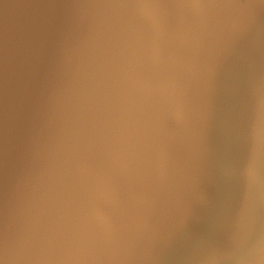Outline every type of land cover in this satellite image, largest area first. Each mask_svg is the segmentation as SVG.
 <instances>
[{
  "label": "clouds",
  "instance_id": "1",
  "mask_svg": "<svg viewBox=\"0 0 264 264\" xmlns=\"http://www.w3.org/2000/svg\"><path fill=\"white\" fill-rule=\"evenodd\" d=\"M0 12V264H264V0Z\"/></svg>",
  "mask_w": 264,
  "mask_h": 264
},
{
  "label": "water",
  "instance_id": "2",
  "mask_svg": "<svg viewBox=\"0 0 264 264\" xmlns=\"http://www.w3.org/2000/svg\"><path fill=\"white\" fill-rule=\"evenodd\" d=\"M37 2H43V0H37ZM0 22H2V12H0ZM23 119V113L18 110L10 117L11 122L6 127L2 74H0V175L3 173L6 162L9 166L12 163L14 146L23 130ZM220 148L222 151V145Z\"/></svg>",
  "mask_w": 264,
  "mask_h": 264
}]
</instances>
